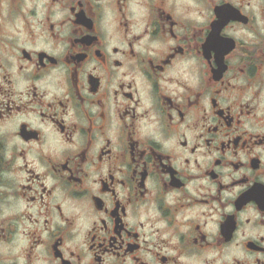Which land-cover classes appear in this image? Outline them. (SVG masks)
Here are the masks:
<instances>
[{
  "label": "flooded vegetation",
  "instance_id": "obj_1",
  "mask_svg": "<svg viewBox=\"0 0 264 264\" xmlns=\"http://www.w3.org/2000/svg\"><path fill=\"white\" fill-rule=\"evenodd\" d=\"M0 264H264V0H0Z\"/></svg>",
  "mask_w": 264,
  "mask_h": 264
}]
</instances>
